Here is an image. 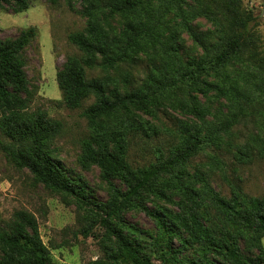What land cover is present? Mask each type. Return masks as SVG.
Returning a JSON list of instances; mask_svg holds the SVG:
<instances>
[{"label": "rangeland", "instance_id": "obj_1", "mask_svg": "<svg viewBox=\"0 0 264 264\" xmlns=\"http://www.w3.org/2000/svg\"><path fill=\"white\" fill-rule=\"evenodd\" d=\"M28 1L29 7L18 13L8 9L0 10V40L15 38L23 28L35 26L38 29L37 38L22 53L26 62L24 72L28 85L36 90L31 110L45 111L48 118L60 122L61 132L53 145L54 159L78 185L85 188L86 196L92 204L105 203L109 192L106 183L100 178L98 168L90 166L83 169L78 163L82 141L90 132L87 119L81 113L93 102V97L85 100L80 109H69L62 101L56 82V72L64 64L66 57L78 54L77 48L68 41V35L84 28V18L79 14L80 1L74 0L71 3L61 0L57 6H51L46 0ZM223 2L239 14L255 18L249 29L256 42L255 58L263 60L257 65L243 64L233 59L224 66L206 70L195 79L189 77L191 64L205 56L194 35L201 36V41L208 49L217 42L218 35L213 20L198 11L205 8L216 13V5ZM150 9L157 16L151 29L137 37L142 51L133 52V45L127 50L128 58L108 70V74L117 79L120 88L124 78H127L129 83L126 90L140 88L147 95L144 104L134 100V104L129 105V111H120V114L132 122L148 125L158 133L149 138L146 149H143L142 142V146H132L131 154H135L132 163L140 166L155 162L154 151L159 148L163 160H168L170 150L179 141V125L186 124L191 128H199L205 139L203 148L184 164L183 169L190 176L195 171L202 173L209 186L226 199L231 197L232 191L237 187L249 196L262 198L263 0H213L202 7L197 6L193 0H153ZM103 13L99 15L101 23L105 25L110 37L117 38L118 41L131 18L124 17L119 12L110 13L108 9H104ZM139 20L141 19H135L134 23ZM118 47L123 50L122 41L118 42ZM166 63L170 67L165 76L163 67ZM150 71L154 74L151 82L148 81ZM104 73L100 69L88 71L87 79ZM220 86L230 90L232 99L241 98L243 94L253 99L243 107V111L234 110L236 122L231 119L232 111L227 97L217 93ZM190 108L196 109L198 113H191ZM227 122L229 125L224 133L220 125ZM144 128L148 129L146 126ZM182 179L185 182L192 181L186 176ZM166 195L167 198L162 199L144 194L137 201L139 206L122 212L118 219H112V226L120 228L130 239L137 238L141 241V245L145 246L144 255L149 256L154 264H179L178 260L184 263L190 260L193 264H228L216 255L208 254L204 259L202 244L188 242L182 246L177 237L172 241L174 249L180 246V251L174 255L176 259L169 258L165 253L164 261H161L152 245L159 228L156 220L148 216L145 210L159 212L166 209L174 215L182 216L185 213L175 204L184 199L178 191H169ZM21 210L32 214L36 219L40 238L48 249L50 264H96L99 261L111 263L108 256L115 249L114 239L100 222L96 214L100 212L96 208L92 209V205L80 207L72 195L53 193L44 185L36 183L26 169L12 166L0 150V226L11 221L15 213ZM170 226L173 228L171 223ZM133 229L142 232L141 237H137ZM164 242L158 240L157 244ZM245 243L239 240L244 258H261V264H264V238L261 239L262 254Z\"/></svg>", "mask_w": 264, "mask_h": 264}, {"label": "trees", "instance_id": "obj_2", "mask_svg": "<svg viewBox=\"0 0 264 264\" xmlns=\"http://www.w3.org/2000/svg\"><path fill=\"white\" fill-rule=\"evenodd\" d=\"M46 1L51 6H57L61 0ZM67 1L73 3L74 0ZM79 1V14L84 18V28L68 35V41L77 48L78 54L66 57L64 64L56 72V82L62 101L69 109H80L85 100L93 97V102L81 113L87 119L90 132L82 141L78 163L83 169L90 166L98 168L100 178L107 185L109 198L105 203H91L85 188L78 185L54 159L53 145L61 132L60 122L48 118L45 111L31 110L36 90L28 85L24 72L26 62L22 53L38 36L35 26L21 29L13 39L0 40V150L6 160L18 169H26L36 183L44 185L51 192L74 196L80 207L92 205V209L96 208L100 212H96L100 222L114 239L115 249L108 256L110 264H154L149 256L144 255L145 246L141 245V241L137 238L130 239L120 228L112 226L111 220L118 219L122 212L134 206L138 207L137 201L144 194L163 199L167 198L169 191H178L183 196V201L175 204L185 212L184 216L174 215L166 209L159 212L145 210L148 216L156 220L159 228L152 245L161 261H164L166 254L169 258L176 259L174 255L180 251V246L174 249L172 241L177 237L182 246L188 242L202 244L204 259L211 254L222 257L228 264H261V258H244L239 240L262 254L264 196L255 198L237 187L232 191L231 197L226 199L209 186L202 173L195 171L190 176L183 169L184 164L205 143L199 128L179 125V141L170 150L168 160H163L159 148L154 151L155 162L140 166L132 163L135 156L130 151L132 146L143 145V149H146L149 138L158 133L152 127L132 122L120 114V111L128 112L129 105L134 104V100L144 104L147 95L140 88L126 90L129 83L127 78H124L120 88L119 82L108 74V70L128 58L127 50L133 45V52L142 51L137 37L153 26V20L157 16L150 9L153 0ZM193 1L202 7L213 0ZM28 7V0H0V10L8 9L18 13ZM104 9L131 18L118 41L117 38L110 37L105 25L101 23L99 15L104 14ZM198 12L213 20L218 35L217 42L211 49L201 41V36L194 35L205 56L191 64L189 77L195 79L206 70L224 66L233 59L243 64L257 65L263 60L255 58L256 42L249 29L254 17L241 15L224 2L216 5V13L205 8ZM135 19L143 21L134 23ZM120 40L123 50L118 47ZM169 67L167 63L163 67L165 76ZM96 69L105 72L104 75L87 79V72ZM153 75V71H150L148 81H153ZM217 93L227 97L233 122L237 121V116L233 115L234 110L243 111V107L253 101L249 95L244 94L241 98L232 99L230 90L223 86H220ZM189 111L198 113L193 108ZM228 125V122L220 125L224 133ZM184 176L192 181H183ZM134 232L137 237H141L142 232ZM158 240L165 242L159 245ZM178 263L193 264L190 260L186 263L178 260ZM0 264H50L48 249L42 243L38 223L32 214L18 211L11 221L0 226ZM96 264L108 263L99 261Z\"/></svg>", "mask_w": 264, "mask_h": 264}, {"label": "water", "instance_id": "obj_3", "mask_svg": "<svg viewBox=\"0 0 264 264\" xmlns=\"http://www.w3.org/2000/svg\"><path fill=\"white\" fill-rule=\"evenodd\" d=\"M263 13H264V10H263Z\"/></svg>", "mask_w": 264, "mask_h": 264}]
</instances>
